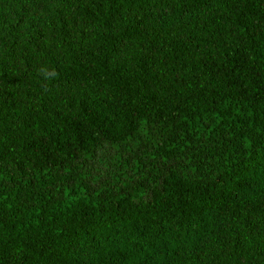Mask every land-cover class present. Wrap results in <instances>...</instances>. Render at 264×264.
I'll use <instances>...</instances> for the list:
<instances>
[{
  "label": "trees",
  "instance_id": "1",
  "mask_svg": "<svg viewBox=\"0 0 264 264\" xmlns=\"http://www.w3.org/2000/svg\"><path fill=\"white\" fill-rule=\"evenodd\" d=\"M0 264H264V0H0Z\"/></svg>",
  "mask_w": 264,
  "mask_h": 264
}]
</instances>
